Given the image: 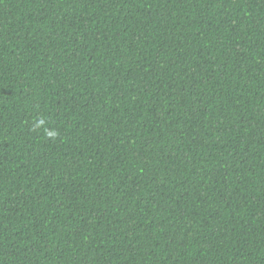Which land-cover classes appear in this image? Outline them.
Wrapping results in <instances>:
<instances>
[{"label": "trees", "instance_id": "obj_1", "mask_svg": "<svg viewBox=\"0 0 264 264\" xmlns=\"http://www.w3.org/2000/svg\"><path fill=\"white\" fill-rule=\"evenodd\" d=\"M0 264H264V0H0Z\"/></svg>", "mask_w": 264, "mask_h": 264}]
</instances>
